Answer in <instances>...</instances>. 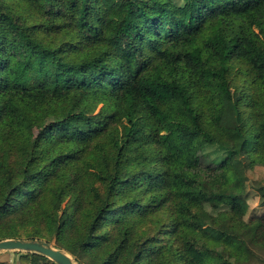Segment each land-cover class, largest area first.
<instances>
[{"label":"trees","instance_id":"1","mask_svg":"<svg viewBox=\"0 0 264 264\" xmlns=\"http://www.w3.org/2000/svg\"><path fill=\"white\" fill-rule=\"evenodd\" d=\"M260 165L264 0H0V241L264 264L232 206Z\"/></svg>","mask_w":264,"mask_h":264},{"label":"rangeland","instance_id":"2","mask_svg":"<svg viewBox=\"0 0 264 264\" xmlns=\"http://www.w3.org/2000/svg\"><path fill=\"white\" fill-rule=\"evenodd\" d=\"M175 2H179V0H174ZM225 173L223 170L219 175L217 184L222 185L225 181ZM264 187V165L257 166L247 172V178L244 181L240 182L239 191L236 195L241 196V198L237 199L233 203V207L237 209V212L246 219L251 216L261 215L264 216V207L261 204V196L263 194L262 188ZM231 212L230 207H222L219 212V221L224 220L229 217ZM212 259H217V256L214 254H210ZM30 264H49L45 257H41L36 255V257H32L29 259Z\"/></svg>","mask_w":264,"mask_h":264},{"label":"water","instance_id":"3","mask_svg":"<svg viewBox=\"0 0 264 264\" xmlns=\"http://www.w3.org/2000/svg\"><path fill=\"white\" fill-rule=\"evenodd\" d=\"M2 252L34 253L51 260L54 264H78L67 252L39 240H3L0 241V253Z\"/></svg>","mask_w":264,"mask_h":264},{"label":"crops","instance_id":"4","mask_svg":"<svg viewBox=\"0 0 264 264\" xmlns=\"http://www.w3.org/2000/svg\"><path fill=\"white\" fill-rule=\"evenodd\" d=\"M34 253L2 252L0 253V264H30L29 259Z\"/></svg>","mask_w":264,"mask_h":264}]
</instances>
